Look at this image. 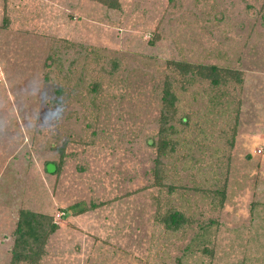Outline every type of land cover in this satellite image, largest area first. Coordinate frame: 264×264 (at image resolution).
Returning <instances> with one entry per match:
<instances>
[{"label":"rangeland","instance_id":"obj_1","mask_svg":"<svg viewBox=\"0 0 264 264\" xmlns=\"http://www.w3.org/2000/svg\"><path fill=\"white\" fill-rule=\"evenodd\" d=\"M118 1L0 0V264L20 210L57 225L36 264H264V0Z\"/></svg>","mask_w":264,"mask_h":264},{"label":"trees","instance_id":"obj_2","mask_svg":"<svg viewBox=\"0 0 264 264\" xmlns=\"http://www.w3.org/2000/svg\"><path fill=\"white\" fill-rule=\"evenodd\" d=\"M97 3L108 9L116 10L118 9V0H89ZM2 26L4 28L7 25L8 20L3 16ZM169 66L177 72L181 77L191 76L198 77L201 80H206L210 86L214 87L216 84L226 82L227 78L236 77V73L221 70L215 66H199L190 65L184 62H169ZM96 84L90 86L91 92L96 91ZM55 94H60V88L55 90ZM175 96L171 91V86L168 80H165L161 88L160 93V113L158 116V140L155 143V149L157 150V155L163 156L165 151L169 149L172 150V143L168 141V134L173 133V128L171 126H166L168 121H172L175 112L174 107ZM180 123H184V119L180 118ZM150 143V142H149ZM151 144V143H150ZM59 156H62V151L59 152ZM53 174L57 172V166H54ZM89 208H93L90 205ZM87 211V208H81L75 210L72 215H81ZM178 224L171 228V230H176ZM57 225L44 215H40L28 210H20L17 216V221L13 231V246L10 250L9 264H36L41 258L44 252V245L48 237L55 232Z\"/></svg>","mask_w":264,"mask_h":264},{"label":"water","instance_id":"obj_3","mask_svg":"<svg viewBox=\"0 0 264 264\" xmlns=\"http://www.w3.org/2000/svg\"><path fill=\"white\" fill-rule=\"evenodd\" d=\"M46 170L50 172L52 170V167L50 165H48V166H46Z\"/></svg>","mask_w":264,"mask_h":264}]
</instances>
